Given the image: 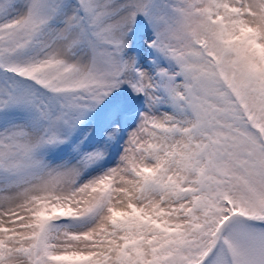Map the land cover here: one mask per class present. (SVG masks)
I'll use <instances>...</instances> for the list:
<instances>
[{"label":"snow or ice","instance_id":"obj_1","mask_svg":"<svg viewBox=\"0 0 264 264\" xmlns=\"http://www.w3.org/2000/svg\"><path fill=\"white\" fill-rule=\"evenodd\" d=\"M0 264H264V0H0Z\"/></svg>","mask_w":264,"mask_h":264}]
</instances>
